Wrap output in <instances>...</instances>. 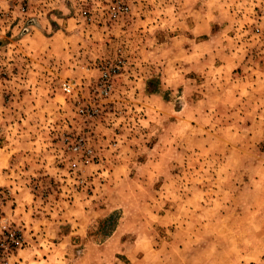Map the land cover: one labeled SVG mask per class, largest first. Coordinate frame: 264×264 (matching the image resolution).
<instances>
[{"label":"rangeland","instance_id":"rangeland-1","mask_svg":"<svg viewBox=\"0 0 264 264\" xmlns=\"http://www.w3.org/2000/svg\"><path fill=\"white\" fill-rule=\"evenodd\" d=\"M44 1L0 0V264H264V0Z\"/></svg>","mask_w":264,"mask_h":264},{"label":"built area","instance_id":"built-area-1","mask_svg":"<svg viewBox=\"0 0 264 264\" xmlns=\"http://www.w3.org/2000/svg\"><path fill=\"white\" fill-rule=\"evenodd\" d=\"M43 0H18L17 8L19 9L20 15L25 17V21L28 15L29 21H34V18L39 15L36 14V7L42 4ZM106 6V14L109 19H114L119 16L128 14L130 12V6L124 0H105L101 3ZM94 2L85 3L81 10L82 20L84 23L89 24L94 21ZM124 68V62L118 60L114 64L102 65L100 71L101 76L92 90V100L107 99L114 88V84L117 78L120 76ZM63 91L67 94L74 92L75 86L69 82H65L62 85ZM79 114L86 119H94L99 115V110L95 107H89L87 105H81L78 109ZM85 146L84 138L80 137L72 144L71 150L73 152L80 153ZM91 153L90 150L86 151L87 156ZM4 200V195L0 193V203ZM8 243V245H6ZM10 246L13 249H18L22 246V239L15 232L7 231L5 234V242L0 244V248L8 249Z\"/></svg>","mask_w":264,"mask_h":264},{"label":"crops","instance_id":"crops-1","mask_svg":"<svg viewBox=\"0 0 264 264\" xmlns=\"http://www.w3.org/2000/svg\"><path fill=\"white\" fill-rule=\"evenodd\" d=\"M65 1V0H64ZM64 1H62V0H45L44 2H46V5L49 7V6H52V7H56V5H60L61 7H63V11H65V12H63L62 14H57V13H55V14H52L51 15V21H56L58 24L60 23V22H62V21H65V19L64 18H66L67 17V10H68V12H69V3L68 2H64ZM66 1H68V0H66ZM70 1V0H69ZM71 2H72V4H73V6H76L78 3H75V1H73V0H71ZM61 3V4H60ZM71 7V6H70ZM52 10V9H51ZM51 10H48V12L49 11H51ZM60 11V10H59ZM45 14L46 13H43V14H40V17H44L45 18ZM45 20L48 22V24H50V20H48V17H47V19L45 18ZM71 20V19H70ZM42 23H44V20L42 21ZM52 24V23H51Z\"/></svg>","mask_w":264,"mask_h":264}]
</instances>
